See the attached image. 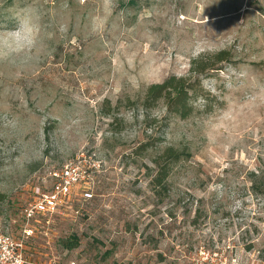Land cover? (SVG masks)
<instances>
[{
  "label": "rangeland",
  "instance_id": "1",
  "mask_svg": "<svg viewBox=\"0 0 264 264\" xmlns=\"http://www.w3.org/2000/svg\"><path fill=\"white\" fill-rule=\"evenodd\" d=\"M221 49L211 111L140 104ZM147 139L190 151L161 196ZM69 163L83 178L25 264H264V0H0V231Z\"/></svg>",
  "mask_w": 264,
  "mask_h": 264
},
{
  "label": "trees",
  "instance_id": "2",
  "mask_svg": "<svg viewBox=\"0 0 264 264\" xmlns=\"http://www.w3.org/2000/svg\"><path fill=\"white\" fill-rule=\"evenodd\" d=\"M232 54L228 49H221L212 53L201 55L193 59L186 75H170L161 82H154L145 88L140 104L143 107H152L159 100H163L167 112L180 118L189 117L196 109V102L204 100V111L212 110L213 104L218 103L214 95L205 90L201 84L202 76L213 68H218L222 62L228 61ZM129 104H135L134 99H127ZM109 114L110 105L105 110ZM153 140L142 141L135 147V154L141 155L150 148L154 149L152 162L155 169L150 175V185L156 195H164L169 190V177L178 162L189 158L190 151L187 147H176L166 144L160 147ZM0 192V201L4 199Z\"/></svg>",
  "mask_w": 264,
  "mask_h": 264
},
{
  "label": "built area",
  "instance_id": "3",
  "mask_svg": "<svg viewBox=\"0 0 264 264\" xmlns=\"http://www.w3.org/2000/svg\"><path fill=\"white\" fill-rule=\"evenodd\" d=\"M54 175L56 180L52 187L48 190L35 189L23 206L22 233L14 236L9 232L0 231V264L26 263V241L33 232L31 222L39 216L63 215L74 185L83 178L79 167L71 163L65 164ZM72 264H74L73 261Z\"/></svg>",
  "mask_w": 264,
  "mask_h": 264
}]
</instances>
